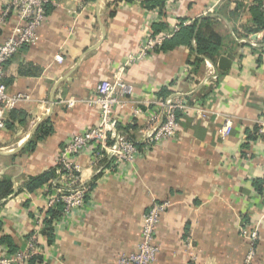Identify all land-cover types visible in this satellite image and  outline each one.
<instances>
[{"label": "crops", "instance_id": "crops-1", "mask_svg": "<svg viewBox=\"0 0 264 264\" xmlns=\"http://www.w3.org/2000/svg\"><path fill=\"white\" fill-rule=\"evenodd\" d=\"M144 1L58 0L47 6L38 42L23 47L5 66L8 93L29 99L8 111L6 128L0 129V177L9 175L21 187L28 177L54 167L71 134L96 123L98 110L85 101L140 49L148 21L158 33L175 23L197 21L200 28L207 18L205 35L214 31L223 39L214 58L198 52L195 38L175 48L169 43L165 51L128 67L125 77L138 98L167 87L209 108V117L194 121L180 112L174 139L152 149L141 145L132 169L99 182L81 158L84 182L93 184L87 203L59 223L40 264H119L122 254L137 249L144 214L164 201L170 206L156 227L154 264H242L249 242L240 228L261 218L254 264H264V138L257 136V120L264 117V42L255 31L264 24L261 0H163L152 8ZM5 3L0 0V11ZM7 34V29L0 33V43ZM58 54L63 60H56ZM229 54L232 62L222 69L220 59ZM206 60L215 72L207 82ZM68 100L75 105L68 106ZM128 112L116 110L122 129L142 140L144 121L132 123ZM49 118L53 132L33 150L24 149ZM227 120L233 130L222 139L219 129ZM44 203L39 188H23L4 199L0 236L25 244L33 211Z\"/></svg>", "mask_w": 264, "mask_h": 264}, {"label": "built area", "instance_id": "built-area-1", "mask_svg": "<svg viewBox=\"0 0 264 264\" xmlns=\"http://www.w3.org/2000/svg\"><path fill=\"white\" fill-rule=\"evenodd\" d=\"M57 1L6 0L0 11V28L11 25L10 35L0 43V129L6 128L8 111L17 103L29 99V95L25 93H8L4 83L5 66L23 47L38 42V28L47 18V6ZM260 7L264 12V0H261ZM149 23L150 21L144 30L140 49L130 54L111 77L102 80L96 88L95 96L85 101L98 110V120L93 125L71 134L64 143L54 164L57 178L50 179L39 188L45 203L33 211V229L28 233L29 238H26L25 247L10 254L7 246L2 245L4 251H0V264H32L30 261L33 257L38 255L44 257L49 254L48 249L51 245L46 239L44 241L43 234L48 210L57 208L60 204L64 205L62 215L55 220L56 231L59 223L62 224L72 212L85 207L91 186L84 182L81 158L86 157L87 166L94 172V180L99 182L110 175H118L132 169L140 154L141 145L152 149L174 139L181 127L180 112L190 113L194 121L209 117V108L193 102L190 97L178 90H173L164 98L154 89L145 91L140 98L136 97L134 85L125 77L127 68L137 62L151 59L165 41L172 38L183 26L181 23H175L170 29L155 33L152 27H149ZM56 60H63V56L56 55ZM210 65L206 60L210 75L205 82L215 75V72L210 70ZM66 102L70 107L76 103L75 100ZM119 108L129 111L132 123L137 119L144 121L142 140L132 139L122 129L123 118L116 113ZM232 130V123L227 120L219 129V134L225 139ZM257 136L264 138V117L257 120ZM19 187V183L15 182L14 194L18 193ZM169 206V201L152 204L143 216V228L137 249L122 254L118 258L119 264H154L159 252V246L156 244V227L161 214ZM261 223L262 218L252 225L240 228V235L249 242V249L242 264H254Z\"/></svg>", "mask_w": 264, "mask_h": 264}, {"label": "trees", "instance_id": "trees-1", "mask_svg": "<svg viewBox=\"0 0 264 264\" xmlns=\"http://www.w3.org/2000/svg\"><path fill=\"white\" fill-rule=\"evenodd\" d=\"M162 2L163 0H146L143 3L148 8H152L155 7L156 5H159ZM210 21L211 20L207 18L203 19L202 22H200L201 24L200 28L198 26L197 21L190 25H183L181 29L172 38L165 41L162 48L160 50H157V52L165 51L167 45L168 48L170 47L169 43H173L174 45L172 47L175 48L176 46L179 45L190 44L192 43V39L195 38L197 41L198 52L210 56L211 58H214V56L219 53V49L223 44V39L214 31H211L209 35H205V32L208 31L207 28L204 30L202 28V25L204 23L205 25H207L210 23ZM258 23L261 24L260 22ZM159 28L161 27H158L157 29ZM5 29L8 30L7 36H9L10 35L9 33L11 31V25L6 28L4 27L0 28V33L5 32ZM263 30H264V24L262 26L258 25L257 28L255 29V31L261 32V34L257 37V40L261 42H264ZM172 92L173 90H170L167 87H163L161 91H159V95L164 98L167 97ZM12 115L14 117L16 116L15 111L12 112ZM20 115H22V112L18 113V116ZM8 124H10V126L12 125L10 122H8ZM52 132H53L52 122L51 119L49 118L40 124L37 132L35 133L34 138L31 139L26 144L24 149L33 150L36 147L37 142L39 140L46 138ZM55 172H56V167H51L49 170L39 175L28 177L26 182L21 187H19L18 192H20L23 188L27 189L29 192L36 191L38 188H41L43 185H45L50 179L54 178L53 176ZM92 186L93 184H91V187ZM14 192H15V183L13 182L11 177L9 175H3L2 177H0V202L10 197L12 194H14ZM63 208L64 205L60 204L57 206V208L48 210V218L45 220V227L43 229V234L46 240L48 241V244H52L55 240V236H56L55 220H57L62 215ZM28 238H29V234L27 235V239ZM2 245L7 246L8 252L10 254L16 253L17 251L25 247V244L21 245V243H18L17 240H13L12 237L9 235L0 236V246ZM43 261H44V257L38 255L33 257L30 262L32 264H36L37 262L42 263Z\"/></svg>", "mask_w": 264, "mask_h": 264}, {"label": "water", "instance_id": "water-1", "mask_svg": "<svg viewBox=\"0 0 264 264\" xmlns=\"http://www.w3.org/2000/svg\"><path fill=\"white\" fill-rule=\"evenodd\" d=\"M232 59H233V55L232 54H229L227 56L221 57L220 62H219V66L222 69L228 68L230 66L231 62H232Z\"/></svg>", "mask_w": 264, "mask_h": 264}]
</instances>
